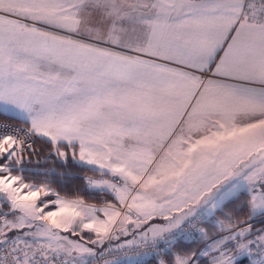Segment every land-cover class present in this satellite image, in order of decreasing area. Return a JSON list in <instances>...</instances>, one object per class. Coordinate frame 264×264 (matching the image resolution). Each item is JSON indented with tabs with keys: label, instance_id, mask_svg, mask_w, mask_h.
I'll list each match as a JSON object with an SVG mask.
<instances>
[{
	"label": "snow or ice",
	"instance_id": "1",
	"mask_svg": "<svg viewBox=\"0 0 264 264\" xmlns=\"http://www.w3.org/2000/svg\"><path fill=\"white\" fill-rule=\"evenodd\" d=\"M0 264H264V0H0Z\"/></svg>",
	"mask_w": 264,
	"mask_h": 264
},
{
	"label": "trees",
	"instance_id": "2",
	"mask_svg": "<svg viewBox=\"0 0 264 264\" xmlns=\"http://www.w3.org/2000/svg\"><path fill=\"white\" fill-rule=\"evenodd\" d=\"M46 148H47L46 145L37 144V149L38 150L46 149ZM42 154H43V152H42ZM48 167H52V165H48ZM88 175H91V173H88ZM80 184H81V182L79 180H71V181L68 182L69 189L78 187ZM89 202H94V201L90 200Z\"/></svg>",
	"mask_w": 264,
	"mask_h": 264
}]
</instances>
